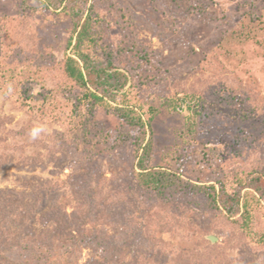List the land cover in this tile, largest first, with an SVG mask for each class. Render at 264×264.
<instances>
[{"label":"rangeland","instance_id":"obj_1","mask_svg":"<svg viewBox=\"0 0 264 264\" xmlns=\"http://www.w3.org/2000/svg\"><path fill=\"white\" fill-rule=\"evenodd\" d=\"M42 1L0 0V264H264V0Z\"/></svg>","mask_w":264,"mask_h":264},{"label":"trees","instance_id":"obj_2","mask_svg":"<svg viewBox=\"0 0 264 264\" xmlns=\"http://www.w3.org/2000/svg\"><path fill=\"white\" fill-rule=\"evenodd\" d=\"M42 2H44L46 6L47 4L52 3L51 0H43ZM88 28L89 20L87 17L84 18L80 24H76L74 29L75 41L73 48H76V56L78 60L73 57H68L65 63V71L71 80H75L80 87H83L87 91L88 96L92 98L93 103L105 106L109 103L104 100V96H109L111 91L113 92V90L122 87L127 78L125 74L120 71H108L107 67H97L94 61L89 57V54L81 52L80 44L84 41ZM99 88L102 89V94L97 93ZM123 116L128 121L132 120L131 116L127 113H125V115L123 113ZM143 150L145 153L147 151V147H144ZM138 164L141 172L138 173L137 176L139 177V180L149 188L161 189L173 183V181L169 178H161L160 176H157L156 173L153 174L146 171L141 162ZM255 184L249 183L248 187H251L255 191H260V189L264 186V180H255ZM231 202H233L235 206H238L240 203V197H233ZM258 202L259 200L255 197L254 193L245 191L242 201L243 211L247 212L246 214H250V211L252 210L251 208H257Z\"/></svg>","mask_w":264,"mask_h":264},{"label":"clouds","instance_id":"obj_3","mask_svg":"<svg viewBox=\"0 0 264 264\" xmlns=\"http://www.w3.org/2000/svg\"><path fill=\"white\" fill-rule=\"evenodd\" d=\"M44 127L43 126H36V127H33L30 131V136L35 139L38 137V135L44 131Z\"/></svg>","mask_w":264,"mask_h":264},{"label":"water","instance_id":"obj_4","mask_svg":"<svg viewBox=\"0 0 264 264\" xmlns=\"http://www.w3.org/2000/svg\"><path fill=\"white\" fill-rule=\"evenodd\" d=\"M208 239L210 240V241H215V238L214 237H212V236H208Z\"/></svg>","mask_w":264,"mask_h":264}]
</instances>
